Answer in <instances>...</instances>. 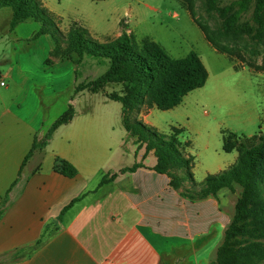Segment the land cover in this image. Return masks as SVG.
Masks as SVG:
<instances>
[{
	"label": "crops",
	"instance_id": "1",
	"mask_svg": "<svg viewBox=\"0 0 264 264\" xmlns=\"http://www.w3.org/2000/svg\"><path fill=\"white\" fill-rule=\"evenodd\" d=\"M9 43L10 56L0 73V81L6 80L0 86V204L7 198L0 218V264H214L241 187L201 197L193 191L206 177L233 165L237 153L223 152L221 137L216 153L231 158L208 156L210 167L196 183L191 157L189 170L171 171L178 180L173 184L169 174L154 170L156 157L145 144L123 146V107L107 97L119 94L121 86L112 92L106 91L110 84L96 93L85 90L71 100L77 78L67 86L44 67L59 66L64 58L52 55V48L46 59L23 54L17 37ZM86 95L102 96L79 108ZM61 97V107L55 108ZM69 104L71 121L24 161L33 141L43 140ZM154 109L138 108L133 121L153 127L148 117ZM205 150L209 152L208 145ZM56 158L71 164L76 176L55 173ZM134 164L141 167L122 171ZM43 234L45 241L34 252L15 254Z\"/></svg>",
	"mask_w": 264,
	"mask_h": 264
},
{
	"label": "rangeland",
	"instance_id": "2",
	"mask_svg": "<svg viewBox=\"0 0 264 264\" xmlns=\"http://www.w3.org/2000/svg\"><path fill=\"white\" fill-rule=\"evenodd\" d=\"M238 1L216 0L218 8L231 7L223 14L207 11L208 0H40L57 30L52 29L43 37H36L41 28L40 22L26 21L10 30L11 11L1 8L0 73H3L6 58L10 56L9 40L17 37L20 40L18 49H24L23 54L46 59L52 48V55L64 58L59 66L45 63L44 67L45 71L53 72L55 79L67 81V86L75 77L79 84H87L103 75L109 67L107 59L84 56L77 64V56L71 50L68 37L70 26L74 23L86 29L89 37L99 44L108 43L126 31L132 33L138 43L144 39L154 41L175 59L195 53L207 70L206 86L190 92L180 105L171 110L154 109L148 117L153 127H145L162 136H169L172 128L183 130L178 140L183 145L189 144L184 148V155L194 159L193 179L199 183L210 167L208 156L226 159L232 156L216 153L221 148L222 130L233 131L239 136L264 134V71L248 67L251 63L261 65L264 62V29L260 36L255 35L257 27L252 21L253 2L246 11L238 13L233 25L236 35L221 36L225 19L238 12V7L233 5ZM192 13L197 21L213 32L216 41L233 49L231 56L217 52L206 41ZM9 31L14 33L9 35ZM48 65L53 66L49 68ZM2 81L5 85L6 80ZM106 88L107 92H112L118 91L120 86L110 84ZM100 96L80 97L79 108L96 103ZM63 100L58 98L55 108L61 107ZM133 122L131 115L124 116L123 123L127 129L123 142L125 147L137 144L130 130ZM206 145L209 146L208 153ZM261 190L263 194L264 185ZM258 263L264 264V260Z\"/></svg>",
	"mask_w": 264,
	"mask_h": 264
},
{
	"label": "trees",
	"instance_id": "3",
	"mask_svg": "<svg viewBox=\"0 0 264 264\" xmlns=\"http://www.w3.org/2000/svg\"><path fill=\"white\" fill-rule=\"evenodd\" d=\"M99 2L103 0H89ZM254 3L252 21L256 25V34L264 29V0H240L233 5L238 7L225 19L221 36H235L234 23L238 13L246 11ZM0 8L11 10L10 30L26 21L41 23L36 37L47 35L55 30V24L49 18L47 11L42 7L40 0H0ZM231 7L221 9L216 6V0H208L207 11H216L225 14ZM197 27L203 32L206 41L219 53L231 56L232 48L223 45L214 39V34L191 14ZM71 41V50L77 56V64L84 56L107 59L108 70L98 78L87 84L74 87L73 97L82 91L96 93L107 84L121 86V92L111 93L107 97L119 102L125 115H131L140 107L156 108L160 111L171 110L181 104L183 98L190 92L202 88L208 78V73L200 58L193 52L184 58L170 57L165 50L148 39L138 43L132 33L123 31L116 39L99 44L93 41L86 29L72 24L68 31ZM255 55V54H253ZM248 67L255 71H264V62L261 65L251 63ZM74 116V109L69 105L67 110L50 126L41 142L33 141L32 147L25 157L26 161L37 148L44 147L50 140L52 133L59 126L67 124ZM125 126V124H124ZM126 128V126H125ZM130 130L134 133L137 144L146 145V151H153L156 157L154 170L160 174H169L173 184L178 181L171 175V171L181 168L190 169L192 158L184 155V148L189 144H181L178 136L181 129L172 128L169 136H162L153 129L133 122ZM127 131V129H126ZM222 150L225 153L236 152L237 159L233 165L219 174L208 176L201 183L194 196L215 194L222 188L233 190V185L241 187V193L235 203V213L225 231L223 243L216 252L214 264H259L264 260V134L250 138L237 136L228 130L221 131ZM141 167L134 164L131 168L122 170L132 172ZM53 171L66 178H74L76 169L65 160L56 158ZM104 177L101 185L114 179ZM7 198L0 204V218L6 210ZM45 241L44 234L31 246L15 252L28 250L34 252ZM15 260V259H14Z\"/></svg>",
	"mask_w": 264,
	"mask_h": 264
},
{
	"label": "built area",
	"instance_id": "4",
	"mask_svg": "<svg viewBox=\"0 0 264 264\" xmlns=\"http://www.w3.org/2000/svg\"><path fill=\"white\" fill-rule=\"evenodd\" d=\"M0 86H4V82L2 80L0 81Z\"/></svg>",
	"mask_w": 264,
	"mask_h": 264
}]
</instances>
